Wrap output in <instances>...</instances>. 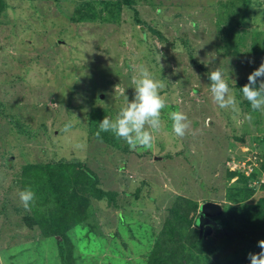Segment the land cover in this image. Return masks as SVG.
Masks as SVG:
<instances>
[{
    "label": "rangeland",
    "instance_id": "obj_1",
    "mask_svg": "<svg viewBox=\"0 0 264 264\" xmlns=\"http://www.w3.org/2000/svg\"><path fill=\"white\" fill-rule=\"evenodd\" d=\"M3 1L0 264H64L59 237H44L41 226L24 221L35 218L36 208L25 211L18 197L25 165L65 158L77 171L79 160L99 178V188L118 194L115 202L91 196L88 219L69 234L75 264H146L171 207L180 202L187 208L185 199H191L197 212L185 210L196 218L204 203L225 206L227 189L237 184L228 182L235 164L247 160L259 167L264 113L253 112L236 85L264 63V0H136L139 20L123 4L111 22L98 16L83 23L72 20L80 0ZM133 64L164 83L168 102L162 130L147 151H132L118 139L119 148L109 146L94 136L99 125L93 134L88 126L94 110L115 119L125 97L134 99ZM217 68L239 113L212 98L209 74ZM171 111L191 121L183 138L172 132ZM69 121L74 126L64 133ZM77 143L86 147L77 149ZM220 239L214 232L202 250L213 264H231L235 248L222 247Z\"/></svg>",
    "mask_w": 264,
    "mask_h": 264
},
{
    "label": "trees",
    "instance_id": "obj_2",
    "mask_svg": "<svg viewBox=\"0 0 264 264\" xmlns=\"http://www.w3.org/2000/svg\"><path fill=\"white\" fill-rule=\"evenodd\" d=\"M123 4L133 10L136 20H139L135 8L136 0H80L81 9L75 12L72 20L75 23H83L96 21L100 16L102 20L111 22ZM98 5L103 6L100 12L97 11ZM3 6L4 1L0 0V9ZM152 32L163 38L161 32L154 29ZM247 83L248 79H245L236 85L240 95H242L240 89ZM246 103L250 106L248 102ZM97 112L94 110L89 118L88 126L92 134L93 126L97 127L102 122L100 120L106 117H99ZM105 134L101 132L99 140L119 148L117 139L112 141ZM77 161V171L72 163L66 162L65 158L52 159L45 164H28L21 169V190L31 188L36 194L38 204L32 206L36 207L32 211L35 218H28L30 217L28 215L24 221L30 228L41 226L44 237H59L57 240L59 257L64 264H75L73 250L70 247L72 239L69 234L88 219L91 196L97 200L106 198L110 202H115L118 195L116 192L99 188V178L87 170L81 161ZM259 165L260 172L257 173L255 169L250 176H246L240 170L228 173V182L237 178V184L228 188L225 193L227 204L223 206L222 215L216 218L220 228L214 227V231L216 239L221 238L222 247L235 248L234 260L231 259V264H250L248 254L261 251L257 244L258 241L264 240V184L259 181L264 173V159ZM254 181L256 185L253 187L251 185ZM185 200L187 208H184L180 202L170 208V218L155 240L146 264H213L212 258L202 250L208 245L207 239L210 237L200 238V231L195 223L198 215L196 218L195 216L190 218L188 214L189 210L195 212L198 209V203L191 199ZM228 202H233V205H229ZM52 212L55 213L50 215ZM195 250H198L200 256L195 254Z\"/></svg>",
    "mask_w": 264,
    "mask_h": 264
},
{
    "label": "clouds",
    "instance_id": "obj_3",
    "mask_svg": "<svg viewBox=\"0 0 264 264\" xmlns=\"http://www.w3.org/2000/svg\"><path fill=\"white\" fill-rule=\"evenodd\" d=\"M132 71L131 85L135 90L134 99L129 101L126 96L125 106L121 108L115 119H110L106 116L99 123V130L95 135L97 139H101V132H110L116 139L126 142L132 151H136L138 148L145 151L152 150L156 134L160 133L163 127L162 112L168 107L166 98L161 95L165 85L161 80L156 79L147 67L141 66L137 71V66L133 64ZM209 80L211 81L210 91L212 98L219 108L230 110L232 113H239V102L233 93V89L230 88L224 72L220 68L211 71ZM240 91L243 100L250 104L253 112L260 111L264 113V63H261L259 68L248 76V83ZM168 116L172 122L171 129L173 134L176 137H185L191 129V121L188 116L183 111H171ZM246 119L251 122V114H248ZM73 126V122L69 121L64 125L62 131L68 133ZM85 147L86 145L83 143L75 145L77 149H84ZM243 163H245L246 167L243 166ZM250 168H252V171H249ZM254 169H257V173L261 170L260 167L254 166V163L246 160L245 162L236 163L234 170H240L246 176H250ZM263 177L259 181L261 184H264ZM235 179L237 181V178ZM255 185L256 182L254 181L251 186L254 187ZM18 197L24 210L30 212L36 201L35 192L31 188H25L18 192ZM200 214L201 210L199 209L197 219ZM216 218L214 220L218 223ZM257 246L261 251L248 254L250 264H264V240L258 241Z\"/></svg>",
    "mask_w": 264,
    "mask_h": 264
},
{
    "label": "water",
    "instance_id": "obj_4",
    "mask_svg": "<svg viewBox=\"0 0 264 264\" xmlns=\"http://www.w3.org/2000/svg\"><path fill=\"white\" fill-rule=\"evenodd\" d=\"M201 214L196 221V225L200 229V238H208L213 235L214 227H219L214 218L222 215L224 209L223 206L215 202H207L200 207Z\"/></svg>",
    "mask_w": 264,
    "mask_h": 264
},
{
    "label": "built area",
    "instance_id": "obj_5",
    "mask_svg": "<svg viewBox=\"0 0 264 264\" xmlns=\"http://www.w3.org/2000/svg\"><path fill=\"white\" fill-rule=\"evenodd\" d=\"M243 166L246 167L245 163H243ZM249 171H252V168H250Z\"/></svg>",
    "mask_w": 264,
    "mask_h": 264
},
{
    "label": "bare ground",
    "instance_id": "obj_6",
    "mask_svg": "<svg viewBox=\"0 0 264 264\" xmlns=\"http://www.w3.org/2000/svg\"><path fill=\"white\" fill-rule=\"evenodd\" d=\"M255 170V169H254ZM255 172V171H254Z\"/></svg>",
    "mask_w": 264,
    "mask_h": 264
}]
</instances>
